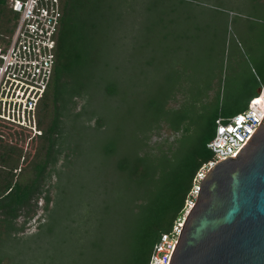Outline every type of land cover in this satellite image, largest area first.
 <instances>
[{
	"label": "trees",
	"instance_id": "obj_1",
	"mask_svg": "<svg viewBox=\"0 0 264 264\" xmlns=\"http://www.w3.org/2000/svg\"><path fill=\"white\" fill-rule=\"evenodd\" d=\"M152 1L154 5L145 8L147 15L165 3ZM168 2L171 5L167 3L168 11H163L161 18L134 23L129 36H119L122 44L127 43V49L120 54L122 65L129 66L135 58L137 62L128 67L129 72L122 76L124 85L116 88V92L104 90L107 97L120 96L127 104L124 110L116 109V253H113L114 247L102 242L108 241L114 231L108 204L100 205L98 210L91 207L81 176L72 182L56 181L52 198L48 189L40 188L41 181L52 172L48 167L56 164L58 153L66 148V143L62 144L65 116L79 127L91 126L89 118L93 114H87L88 90L97 80L92 72L96 63L92 48L98 30L97 7L88 6L87 0H60L52 75L36 106L37 127L42 133L31 135L27 129L0 120V264L4 258L9 261L7 264H148L161 235L183 222L196 173L212 157L208 143L214 136L216 119L245 110L257 96L256 88L264 85V77L247 78L242 72L244 68L233 61L237 65L232 75L234 88L223 106L220 84L226 39L211 38L214 44L208 52L215 49L216 40L219 46L214 83L206 79L211 68L202 57L206 51L205 35H216L206 26V19L217 22L222 14L212 6L191 5L185 0ZM177 7L184 9L182 14ZM208 10L212 11V17H208ZM17 21L18 13L12 10L9 0H0L2 49L8 46ZM208 52L206 57L210 55ZM157 59L166 66L165 83L143 101L133 99L137 113L129 124L133 133L127 144L119 123L127 125V116L134 110L131 100L130 107L127 103L128 83L134 86V79L144 76V67H151ZM77 99L81 102L79 110L75 108ZM101 126L97 124L94 128ZM164 128L169 130L167 135L161 132ZM120 137L124 141L117 147ZM115 152L105 149L103 156ZM66 162L55 169L58 177ZM43 192H46L43 213L37 220V229L24 232L36 215L32 201Z\"/></svg>",
	"mask_w": 264,
	"mask_h": 264
},
{
	"label": "rangeland",
	"instance_id": "obj_2",
	"mask_svg": "<svg viewBox=\"0 0 264 264\" xmlns=\"http://www.w3.org/2000/svg\"><path fill=\"white\" fill-rule=\"evenodd\" d=\"M87 1L89 2L88 6L97 7L96 22L98 23V30L94 36L92 48V53L96 60L92 72L97 80L91 88L89 87L90 91L88 90L89 107L87 114H93V117L89 118V120H92V127H79L77 122L72 121L68 115L65 116L63 122L64 130L62 131V139L65 141L62 144L66 143L71 149H59L60 153H58L56 165L53 164V166L50 165L48 167L47 170L52 172L45 181H41L40 188L43 191L48 189L49 197H53L56 183L55 169L60 166L63 167L65 160H67V166L64 168L62 175H59L57 181L60 183L70 179L72 182L77 176H81L85 182L84 190L85 194L88 195L87 201L91 203V207L94 210H98L101 208L100 205L106 206L108 204L112 216L110 223L114 231L108 241L103 239L102 242H109L114 247L112 252L116 253V173L114 171L116 164V109L124 110L127 104H124L120 96L107 97L104 90H114L116 92V88L119 89L124 85L122 76L129 72L128 67L133 66L137 62L135 58L134 62H130L129 66L122 65L120 54L124 51L123 49H127L125 47L127 43L122 44L119 36L122 34L129 36L131 26L133 25V29L136 26L134 23L141 22L144 24L147 19L156 20L161 18L162 12L168 11V1L176 4L178 0H164L163 7L154 13L149 12V15H147L148 11L146 12L145 8L154 5L152 0H124V2L123 0ZM185 1L191 5L212 6L222 14L217 22L210 18L206 19V26L208 29H213L216 35H205L206 42L204 46L206 49H204L206 51L202 54V57H204L205 63L207 62L209 68H211L209 74L205 75L206 79L208 83H214V68L218 66L217 52L219 51V46H217L218 40H216L215 49L209 53V48L214 44L211 38L224 37L226 39V59H224L221 66L220 84L221 103L224 106L229 100L231 90L234 88L232 75L234 70L237 69V65L244 68L242 72L247 78L250 76L264 77V0ZM177 10L180 11V14L184 11L182 7H177ZM99 14L101 17L98 16ZM176 16L179 15L177 14ZM208 17H212L211 10H208ZM151 39L154 40L155 37L152 36ZM207 52L210 54L209 57L207 56L208 60L205 56ZM144 54H147V50H144ZM233 61L238 62L237 65ZM164 62L166 61L164 60ZM144 68V76L135 78L134 86L132 82L128 83V105L134 101L133 99L135 101H143L147 95L151 96V93L153 94L157 87L165 83L163 75L164 71H166L164 69L166 66L162 63V60H158L151 67L146 66ZM204 73L207 72L204 71ZM129 97L131 98L129 99ZM80 104V100L77 99L76 110H79ZM133 107L132 115L129 114L127 116V125L126 122L119 123L120 132L124 135L127 144L130 143V134L132 135L133 133L129 124L135 120L134 116L137 113L134 104L132 109ZM95 124H101L102 126L94 128ZM161 132L167 135L169 130L164 128ZM122 140L120 137L117 141V147L123 143L121 142ZM105 149H112L115 153L105 157L103 156V150ZM45 193L35 195L34 200L36 199V201L32 202L36 205V207L34 206L36 215L27 223L24 232L36 231L37 220L43 213ZM188 209L189 206L184 216H186ZM57 216H59V213L55 215V217ZM22 220L23 218L20 217L19 221ZM11 245L15 246V243ZM10 248L13 249V246H10ZM7 261L8 259L4 258L3 264H7ZM118 263L116 262V264Z\"/></svg>",
	"mask_w": 264,
	"mask_h": 264
},
{
	"label": "built area",
	"instance_id": "obj_3",
	"mask_svg": "<svg viewBox=\"0 0 264 264\" xmlns=\"http://www.w3.org/2000/svg\"><path fill=\"white\" fill-rule=\"evenodd\" d=\"M9 3L18 13V21L8 46L0 47V120L27 129L31 135H41L36 106L52 75L54 36L61 17L60 0H9ZM259 99L263 102L253 105ZM263 120L264 89L242 112L216 119L215 133L208 143L212 157L196 173L189 207L208 170L221 159L234 157ZM182 223L174 225L170 233L161 235L153 246L148 264L169 263Z\"/></svg>",
	"mask_w": 264,
	"mask_h": 264
},
{
	"label": "water",
	"instance_id": "obj_4",
	"mask_svg": "<svg viewBox=\"0 0 264 264\" xmlns=\"http://www.w3.org/2000/svg\"><path fill=\"white\" fill-rule=\"evenodd\" d=\"M168 264H264V120L201 180Z\"/></svg>",
	"mask_w": 264,
	"mask_h": 264
},
{
	"label": "flooded vegetation",
	"instance_id": "obj_5",
	"mask_svg": "<svg viewBox=\"0 0 264 264\" xmlns=\"http://www.w3.org/2000/svg\"><path fill=\"white\" fill-rule=\"evenodd\" d=\"M66 148H70V146H67V145H66ZM66 148H65V149H66ZM70 149H71V148H70ZM71 154H72V153H71ZM66 159H67V158H66ZM68 159H70V157H68ZM57 160H58V159H57ZM53 164L56 165L55 163H51V166H53ZM54 174L56 175V181H57L59 177H58V174H57L56 170H55Z\"/></svg>",
	"mask_w": 264,
	"mask_h": 264
},
{
	"label": "bare ground",
	"instance_id": "obj_6",
	"mask_svg": "<svg viewBox=\"0 0 264 264\" xmlns=\"http://www.w3.org/2000/svg\"><path fill=\"white\" fill-rule=\"evenodd\" d=\"M261 102H263V100H261V99H259V100H256L255 102H254V104L253 105H259Z\"/></svg>",
	"mask_w": 264,
	"mask_h": 264
}]
</instances>
